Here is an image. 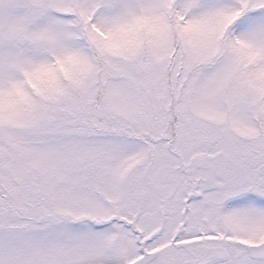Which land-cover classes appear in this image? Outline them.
Listing matches in <instances>:
<instances>
[{"label": "snow or ice", "instance_id": "obj_1", "mask_svg": "<svg viewBox=\"0 0 264 264\" xmlns=\"http://www.w3.org/2000/svg\"><path fill=\"white\" fill-rule=\"evenodd\" d=\"M0 264H264V0H0Z\"/></svg>", "mask_w": 264, "mask_h": 264}]
</instances>
